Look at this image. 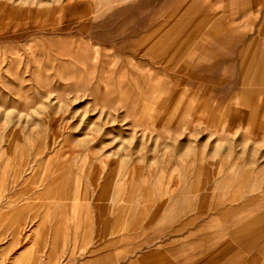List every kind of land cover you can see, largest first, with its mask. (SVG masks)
Segmentation results:
<instances>
[{
    "label": "rangeland",
    "instance_id": "rangeland-1",
    "mask_svg": "<svg viewBox=\"0 0 264 264\" xmlns=\"http://www.w3.org/2000/svg\"><path fill=\"white\" fill-rule=\"evenodd\" d=\"M0 264H264V0H0Z\"/></svg>",
    "mask_w": 264,
    "mask_h": 264
}]
</instances>
